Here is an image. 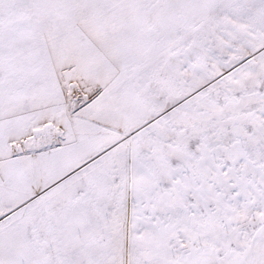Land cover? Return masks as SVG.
I'll list each match as a JSON object with an SVG mask.
<instances>
[{"label":"snow or ice","instance_id":"obj_1","mask_svg":"<svg viewBox=\"0 0 264 264\" xmlns=\"http://www.w3.org/2000/svg\"><path fill=\"white\" fill-rule=\"evenodd\" d=\"M0 264H264V0H0Z\"/></svg>","mask_w":264,"mask_h":264}]
</instances>
